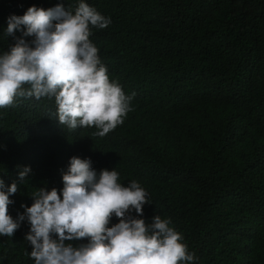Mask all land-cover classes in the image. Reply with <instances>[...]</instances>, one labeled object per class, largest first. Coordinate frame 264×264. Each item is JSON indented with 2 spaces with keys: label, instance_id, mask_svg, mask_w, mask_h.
Instances as JSON below:
<instances>
[{
  "label": "trees",
  "instance_id": "1",
  "mask_svg": "<svg viewBox=\"0 0 264 264\" xmlns=\"http://www.w3.org/2000/svg\"><path fill=\"white\" fill-rule=\"evenodd\" d=\"M85 2L111 18L90 39L110 78L136 93L133 111L101 138L60 125L54 99L0 109V178L18 185L9 214L31 207L36 189L62 193L70 159L90 158L97 172L116 169L120 183L141 184L151 204L138 218L170 219L195 264H264V0ZM60 3L78 6L0 0V54L17 37L33 39L4 37L10 16ZM29 231L25 220L0 236V264H35L25 255Z\"/></svg>",
  "mask_w": 264,
  "mask_h": 264
},
{
  "label": "clouds",
  "instance_id": "2",
  "mask_svg": "<svg viewBox=\"0 0 264 264\" xmlns=\"http://www.w3.org/2000/svg\"><path fill=\"white\" fill-rule=\"evenodd\" d=\"M111 23L85 0H78L74 10L60 3L10 16L3 36L15 37L19 31L33 39L17 37L0 54V109L16 107L20 99L47 98L54 99L55 116L69 130L95 128L93 135L103 138L122 125L133 111L136 93L126 95L110 78L90 39L93 29H106ZM30 171H20V181ZM62 178V193L36 189L31 207L22 205L24 213L17 219L9 214V205L18 185L8 187L0 178V236L13 237L26 220L30 231L25 241L32 251L25 255L35 264H195V252L170 226V219L138 218L151 204L139 182L125 186L116 169L97 172L90 158L75 156ZM113 216L119 222L109 227ZM81 240L87 243H66Z\"/></svg>",
  "mask_w": 264,
  "mask_h": 264
}]
</instances>
